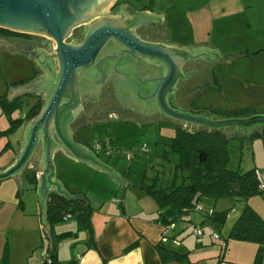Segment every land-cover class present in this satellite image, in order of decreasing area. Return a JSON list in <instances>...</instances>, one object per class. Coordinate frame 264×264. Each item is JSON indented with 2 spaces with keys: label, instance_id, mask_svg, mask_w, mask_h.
I'll return each instance as SVG.
<instances>
[{
  "label": "water",
  "instance_id": "1",
  "mask_svg": "<svg viewBox=\"0 0 264 264\" xmlns=\"http://www.w3.org/2000/svg\"><path fill=\"white\" fill-rule=\"evenodd\" d=\"M116 1L0 0V28L41 37V48L17 47L8 39L0 38V49L31 58L42 71L41 76L29 84L10 87L8 99L32 92L44 95L45 101L39 114L26 122L16 157L0 168V182L15 178L22 195L24 174L30 169L38 170L41 217L51 246L54 233L48 217L50 195L57 193L72 201L84 198L83 193L71 192L58 179L54 162L56 154H65L69 159L107 173L120 186L122 198L124 185H133L92 148L75 140L71 123L83 110L80 99L83 83H99L106 77L113 78L117 81L118 92L129 94L132 104L141 112L160 113L166 118L153 121L168 119L191 128L231 129L228 134L241 135L264 127V112L218 117L205 109L179 107L175 92L179 81L188 77L183 72L185 63L198 57L220 59L221 52L203 49L196 55L185 47L145 40L135 28L139 24L154 23L148 13L131 16L113 13L111 9ZM79 31L82 32L80 41L75 37ZM68 38L70 42H67ZM243 56L227 53L223 59L230 62L231 58ZM201 77L210 80L209 72H202ZM199 92L202 91L197 90L195 94ZM109 116L119 118L116 114L109 113ZM143 122L151 121L136 123ZM37 156L38 167L33 165Z\"/></svg>",
  "mask_w": 264,
  "mask_h": 264
},
{
  "label": "rangeland",
  "instance_id": "2",
  "mask_svg": "<svg viewBox=\"0 0 264 264\" xmlns=\"http://www.w3.org/2000/svg\"><path fill=\"white\" fill-rule=\"evenodd\" d=\"M157 4L163 12L171 10L168 16L171 39L180 36L183 38L180 40L183 44L186 42L216 44L224 55L229 50L233 52L229 51L228 54L237 52L240 55L243 48L251 52L242 58H231L230 62L221 61L213 67L212 82L218 88L211 86L206 92L195 94L193 98L197 103L193 108L205 107V110L211 112L210 109L213 108L239 110L254 107L259 113L264 112V53L252 54L264 46V0H158ZM67 42H70L69 38ZM246 44L252 46L251 50H247ZM37 73L29 58L0 49V97L8 94L7 90H10V87L29 81ZM23 100L25 104L33 106L41 98L25 96ZM26 108L18 110L13 118L23 117ZM9 128H12V123L0 107V162L5 165L10 163L18 151L24 134V127L21 126L8 135L5 131ZM176 131L177 126L167 120L140 124L134 121H112L109 124L97 121L75 133L77 141L90 145L92 149L97 139L112 138L122 151L132 150V157L123 153L108 156L104 150L96 151L100 158L109 162L128 182L133 183L124 188L123 198L120 186L107 173L59 154L55 155L54 160L57 177L70 191H79L93 201L92 220L96 230L101 231L106 226L113 209L122 212L123 206L129 214L145 211L149 218H154L159 208L158 203L140 189L139 184L144 177L149 179L156 176L163 186H170L174 178L178 183L182 182L180 173L175 177V165L178 163L179 155L170 147ZM234 141L229 156V168L233 170L240 168L245 171L258 166L264 172V138L256 136L250 144L244 145L239 144V140ZM31 170L38 175V170ZM117 198L121 200L125 198L126 203L123 202L122 206L115 203ZM256 199L264 200V192L252 196L249 205L257 206L250 202ZM222 200L227 202L229 199L219 200L221 203L218 204V208L224 205ZM238 204L245 205L244 202ZM19 209L28 215L29 221L30 218L38 219L40 207L37 192L26 174L22 181V195L15 178L0 182V224L13 212H21ZM192 216L197 217L193 220L197 223L201 213L193 211ZM58 224L61 225L59 229L68 228L73 224L78 226V220L73 217ZM183 224L185 228L188 225L182 221L176 222L174 231L180 230ZM13 227L14 224L9 221L6 226L0 228V248L10 242L13 234L19 232L17 229L12 232ZM204 228L207 230V227ZM186 229L193 233L194 227ZM86 235L85 231L80 233V237ZM29 236L35 238L33 233ZM47 251L48 241L43 235L35 254L42 257Z\"/></svg>",
  "mask_w": 264,
  "mask_h": 264
},
{
  "label": "trees",
  "instance_id": "3",
  "mask_svg": "<svg viewBox=\"0 0 264 264\" xmlns=\"http://www.w3.org/2000/svg\"><path fill=\"white\" fill-rule=\"evenodd\" d=\"M0 31L16 33L2 28H0ZM260 51H254L252 54L256 55ZM248 53L251 54V52L245 51L238 56L241 57ZM43 105L44 101L42 100L30 106L24 103L23 97H16L13 100H9L7 94L0 97L2 112L7 115L12 123V128H9L5 133L9 135L15 129L25 126L27 121L39 114ZM25 107L27 108L23 117L13 118L18 110ZM203 109L205 107L196 110ZM210 111L218 117L249 116L258 113L254 107H245L239 110L213 108ZM174 124L177 126V131L171 139L170 147L179 155L178 163L175 165V177L180 173L183 179L182 182L178 183L174 178L170 186H163L159 183L158 176L149 179L144 177L142 183L139 184V188L157 201L159 206L158 221H161L164 226L175 224L178 221L188 222L190 221L189 214L197 211L205 216L204 222L213 223L216 232H221L229 210L218 212L212 206L211 209L207 207L208 203L223 198H236L239 202H247L252 196L264 192V188L261 187L257 178V171L261 170L260 167L256 166L244 171L240 168L233 170L228 166L231 147L235 143L234 140H239V144L244 145L245 143L250 144L256 136L264 138V127L251 134L241 135L228 134L231 129L209 130L204 127H187L179 122H174ZM110 139L112 140V138ZM0 168H2L1 163ZM32 172L31 169L26 171V176L36 188L38 179L36 174ZM197 206H200L201 209H197ZM93 211L94 207L85 195L84 198L73 201L59 196L57 193H52L49 197L48 217L53 226L55 223L75 217L78 220L79 229L92 232ZM67 214L71 216L67 218ZM188 223L190 224L189 227H201L192 222ZM68 234H71V232L62 233L55 240L59 241ZM230 239L258 244L256 264L263 263L264 219L251 206L247 205L242 215L235 222ZM57 241L55 245L53 244L48 248L50 262L43 257L44 264L59 263L57 260ZM164 243L157 245L158 254L164 262L180 261L186 257V255ZM8 254L9 247L6 245L2 258L3 264H7Z\"/></svg>",
  "mask_w": 264,
  "mask_h": 264
},
{
  "label": "crops",
  "instance_id": "4",
  "mask_svg": "<svg viewBox=\"0 0 264 264\" xmlns=\"http://www.w3.org/2000/svg\"><path fill=\"white\" fill-rule=\"evenodd\" d=\"M245 47H248L247 50H251L250 47L252 46L247 45ZM244 49L245 48L242 49V52H245ZM257 50H261L258 55L263 54L264 46L258 48ZM235 54H237V52ZM18 55L29 58L22 54ZM29 59L35 65L33 60L31 58ZM26 83L19 85H24ZM7 91V95L9 96L10 90L8 89ZM18 96L37 97L38 94L25 92L13 96V98ZM82 144L91 148V146L86 143ZM18 151L15 152L12 160L16 157ZM59 155L64 156L65 154L59 153ZM102 160L105 161L103 158ZM0 163L2 168L6 166L5 164H2V162ZM121 176L123 175L121 174ZM129 186L130 184H125L124 188L126 189ZM37 188L38 183L35 188L38 197ZM71 192L74 193L76 191ZM86 198L88 197L86 196ZM228 199L229 200H227V202L222 200L224 205L220 208H218V204L221 203L219 201L221 199L215 203L213 202V204H209V207L212 206L216 211H220L219 209L225 208H227V211L229 210V214L221 228V232L217 231L218 234H220V239L214 238L212 233L216 232V227H214L211 222H204L205 216L203 214H201L199 221L195 223L193 220L195 218L197 219V217L194 216V218L191 213L189 214L190 221L188 222L200 225L202 229H204L205 233L201 236L195 235L194 232L192 233L186 229L190 224L187 221H182L188 223L186 228L183 224L180 230L176 231L175 229L174 231L173 228L169 233L172 238L176 237L178 240L177 243H164V241H162L164 224L161 221H158L159 210H157L154 218H149V215H147L145 211H136L134 212L136 214H129L124 206L122 207V212L119 210L115 211V209H113L109 221L101 231L96 230L94 222L92 232H89L88 230H81L79 229V225L75 226L74 224L70 225L68 228L59 229L61 225L55 223L53 226L51 223L54 233V245L57 241L55 239L59 238L60 234L71 232V234H68L66 237L57 241L58 264H256V256L259 250L258 244L230 239L233 226L244 212L245 205H249V200L244 202L245 205H239V201H237L236 198ZM88 200L93 206V201L89 198ZM123 202L126 203L125 198L122 200L117 198L115 200V203H118L119 205L123 204ZM250 202L257 204V206L250 205L264 219V200L256 199L254 201L251 200ZM38 206L40 207V210L37 220L30 218L31 221H29L28 215L19 209L21 212H13L9 218L7 217L8 219H5L4 222L0 224V228H3L10 221L14 224L12 232L15 229L19 230L18 233L12 235L10 242L4 244L3 247L0 248V264H3L2 258L6 245L9 247V258L7 264H44L43 254L42 257L36 255L35 249L40 246L43 235L48 241V248L51 244L44 232V223L42 222L41 217L42 206L39 198ZM204 226L207 227V230ZM84 231L87 235L80 237V233ZM31 233L35 235V238L29 236ZM189 235H192V237ZM160 243L170 245L173 249H176L181 254L186 255V257L180 261L172 260L164 262L157 251V245ZM262 264H264V258Z\"/></svg>",
  "mask_w": 264,
  "mask_h": 264
},
{
  "label": "flooded vegetation",
  "instance_id": "5",
  "mask_svg": "<svg viewBox=\"0 0 264 264\" xmlns=\"http://www.w3.org/2000/svg\"><path fill=\"white\" fill-rule=\"evenodd\" d=\"M158 0H117L111 11L113 13H123L125 15L131 16L141 13H148L151 21L154 23H143L139 24L135 30L136 33L143 39L153 42H160L169 45H175L179 47L188 48L194 54H199L201 50L205 49L211 52L213 50H219V47L211 43H198V42H186L181 43L182 37H177L176 39H171V31L168 29V16L171 12L168 11L164 13L159 9L157 4ZM173 34V30H172ZM82 32L76 33V39L81 40ZM0 38L8 39L11 44L22 48H41L40 41L41 37L30 34H19V33H7L0 31ZM221 52V51H220ZM220 59L205 57H198L195 59L188 60L184 67V74H188V77L179 81L177 85V90L175 92V102L176 104L185 109H194L193 106L197 103L194 101L195 91L200 90L206 92L212 87L218 88L213 84V67L221 62L224 55L223 52L220 53ZM238 56V55H237ZM236 57V56H235ZM37 74L35 78L41 76L42 71L39 67L34 65ZM209 70V71H207ZM202 72L210 73V80L201 77ZM33 79V78H32ZM30 79L29 81H31ZM27 81V82H29ZM115 81L111 77H106L102 82L96 83L95 81H87L83 83L80 88V99L82 103L83 110L71 123V128L74 133L82 131L84 127L92 122H104L111 123L112 121H142V120H158L161 118L166 119L160 113L148 114L146 110L141 112L136 108L131 101V96L129 94H123V92H118ZM26 83V82H25ZM89 85V89H86ZM214 85V86H213ZM42 101H44V95H38ZM45 102V101H44ZM196 110V109H195ZM110 114H116L119 118L112 119ZM144 113V114H143ZM38 157L33 161V165L38 167ZM33 166V167H34Z\"/></svg>",
  "mask_w": 264,
  "mask_h": 264
},
{
  "label": "built area",
  "instance_id": "6",
  "mask_svg": "<svg viewBox=\"0 0 264 264\" xmlns=\"http://www.w3.org/2000/svg\"><path fill=\"white\" fill-rule=\"evenodd\" d=\"M93 149H94V152H96L97 150H100V151L104 150L106 155L108 156H113L118 153H123L129 157H132V153H131L132 150L124 149L122 151V148L116 143H114L110 138L109 139H97L94 143ZM257 178L261 184V187L264 188V172L262 170L257 171ZM196 208L201 209L200 206H197ZM70 216H71L70 214H67V218H69ZM174 225L175 224L164 226L163 233H162V241H164L165 243H168V242L177 243L178 240L175 238H172L171 235H169L170 231L174 228ZM193 232L197 236H201L205 233L204 229H202V227H199V226L194 227ZM213 236L216 239H220V234H218V232H214ZM43 257L46 258L48 262H50V259L48 258L49 257L48 252H44Z\"/></svg>",
  "mask_w": 264,
  "mask_h": 264
}]
</instances>
